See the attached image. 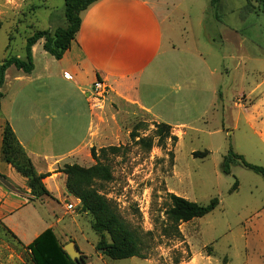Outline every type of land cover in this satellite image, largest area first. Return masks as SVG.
Segmentation results:
<instances>
[{
  "label": "rangeland",
  "instance_id": "rangeland-1",
  "mask_svg": "<svg viewBox=\"0 0 264 264\" xmlns=\"http://www.w3.org/2000/svg\"><path fill=\"white\" fill-rule=\"evenodd\" d=\"M170 1L191 12V19L188 16L178 19V27L187 28L188 39H194L189 31L192 28L197 47L206 56L207 63L218 68V75L210 85H222L221 75L225 74L226 96L223 104L218 102V107L211 108L205 119L181 128L184 134L180 140H166L164 146L158 145L154 134L156 123L150 118L133 111L116 113L119 108L110 109L104 101H96L100 123L104 130L113 134L94 150L97 159L109 167L112 180L96 181L94 186L142 237L146 258L114 260L103 255V251L96 248L100 234L92 229L93 216L83 212L78 204L68 210L62 202H47L40 205V213L53 221L62 220L59 226L67 236L58 234L62 238L59 240L63 245L74 242L81 259L85 256L84 264H193L190 263L192 258L196 259V264H264V177L245 168L239 160L230 163L228 175L221 168L230 150L243 156L248 163L264 168V95L256 101L247 102L245 96L242 98L243 93L247 95L253 91L255 97L264 91V87L255 89L264 80L262 61H255L259 56L264 59L263 7L256 2L249 4L247 0H220L212 7L211 0ZM204 6L208 10L206 13H202ZM64 7L65 0H0V60L24 57L26 39L36 30L53 31L63 26ZM200 20L202 26L198 25ZM224 25L246 38L242 48L223 44L218 30ZM191 69L196 84L205 83L202 70L194 64ZM13 70L16 68L12 67L9 73ZM30 88L28 85L23 89L25 92L22 100L17 101L16 115L30 113L45 117L46 90L38 96L42 100L39 103L43 104L42 110L31 105L25 97ZM57 88L61 89L56 83L55 94H50L56 102L61 94ZM77 94L72 92V97ZM237 99H242L241 108L235 107ZM86 112L89 115L88 107ZM68 118H76L73 110ZM81 122L75 132L64 131L72 134V138L56 142L57 151L67 152L78 143L75 138L85 135L88 117ZM131 133L139 137L135 140ZM139 138H152L153 148L149 150L138 144ZM91 150L67 158L60 170L66 165L76 164L83 168L95 165L97 161ZM204 151L209 152L206 157L193 155ZM236 182L238 188L233 190ZM170 193L201 205L217 198L219 205L208 215L181 224L183 239H178L164 233L169 226L166 211L170 206ZM68 202L75 204L73 198ZM106 237L110 241L109 236ZM0 264H33L29 251L1 221Z\"/></svg>",
  "mask_w": 264,
  "mask_h": 264
},
{
  "label": "crops",
  "instance_id": "crops-1",
  "mask_svg": "<svg viewBox=\"0 0 264 264\" xmlns=\"http://www.w3.org/2000/svg\"><path fill=\"white\" fill-rule=\"evenodd\" d=\"M207 11L204 6L202 13ZM186 16L191 19V12L182 10L180 5L170 0H98L82 12L80 30L61 59L49 55L43 48L44 40H41L32 48L34 70L31 74L17 69L10 74L12 67L8 69L0 109V221L24 246L49 228L58 238V234L67 236L59 226L62 220L57 218L53 221L51 217L42 215L40 205L62 202L67 209L70 198L75 201L74 206L80 205V200L67 192V176L60 168L66 164L67 158L97 145L102 146L113 134L104 130L100 123L99 110L93 98L96 89L106 91L101 101L110 109L119 108L116 113L133 111L155 123H165L172 127L179 140L184 134L181 128L205 119L211 108L218 107V102L223 104L225 74L221 75L222 85H210L218 75V68L207 63L206 56L197 47L192 28L189 31L194 39H188L187 28L181 30L178 27V19ZM202 24L200 20L198 25ZM218 31L223 44L242 48L246 41L232 27L224 25ZM193 58L198 59L193 61ZM222 58L225 60V56ZM255 61H262L264 67L262 57ZM193 64L202 70L206 86H198L192 78ZM56 83L61 87L56 89L61 92L57 102L50 95L55 94ZM34 84L37 86L33 87ZM28 85L31 90L25 97L38 109L43 108V104H39L42 103L39 92L46 90L45 117L30 113L27 116L16 115L17 101L22 100V93ZM263 87L264 80L255 89ZM72 92H77V96L72 97ZM253 95V91L247 95L243 93L242 98L245 96L247 102L250 99L256 101L264 91L255 97ZM242 106V99H237L235 107ZM71 110L74 111V119L68 118ZM86 117L85 135L75 138L78 143L67 152L57 151L56 142L72 138V134L64 131L75 132ZM7 123L37 173L47 175L43 183L51 197L35 198L28 187V180L2 160L3 133ZM53 216L56 217L55 213ZM190 263L196 264L197 261L192 258Z\"/></svg>",
  "mask_w": 264,
  "mask_h": 264
},
{
  "label": "trees",
  "instance_id": "trees-1",
  "mask_svg": "<svg viewBox=\"0 0 264 264\" xmlns=\"http://www.w3.org/2000/svg\"><path fill=\"white\" fill-rule=\"evenodd\" d=\"M96 1L98 0H65V23L63 26L53 31L36 30L26 39L24 57H8L7 59L0 60V109L1 101L4 97L3 90L8 69L15 67L24 74H31L34 70L32 48L41 40H44L43 48L49 55L55 59H61L70 49L72 42L80 30L82 12ZM247 1L249 4L252 2L261 4L264 12V0ZM219 2L220 0H212V5L215 6ZM11 39L12 37H10ZM154 134L158 138L159 146H164L166 140L178 141V137L172 133V127L165 123H156ZM131 137L136 140L139 136L131 133ZM137 143L147 147L149 150L154 146L152 138H139ZM91 153L92 157L97 161L95 165L83 168L73 164L66 165L60 170L67 176V192L80 200V207L83 212H87L93 216L92 229L100 234V240L96 246L97 250L103 251V255H107L114 260L133 257L145 259L142 237L117 214L109 200L95 188L96 181L109 182L112 180V174L109 167L97 159L94 148H92ZM208 154V151H204L195 152L193 155L195 157H206ZM2 160L12 165L28 180V187L35 198L43 196L51 197L50 192L43 183L47 175L37 173L32 160L18 142L9 123L6 124L3 133ZM233 160H239L245 168L253 170L264 177L263 167L248 163L243 156L234 153L232 150L229 151L221 166L225 174L231 173L230 163ZM237 188L238 183L236 182L233 190ZM169 198L170 206L166 211L169 226L164 229V233L167 236H175L178 239H183V234L179 228L181 224L188 223L196 218H202L214 211L219 205L217 198L212 199L207 205L191 202L172 193L169 194ZM6 230L13 237L17 238L7 228ZM106 235L109 236L110 241L107 240ZM64 246L53 229L49 228L24 247L29 251L33 264H84L85 256H82L81 260L75 262L64 250ZM176 264L181 263L177 262Z\"/></svg>",
  "mask_w": 264,
  "mask_h": 264
},
{
  "label": "water",
  "instance_id": "water-1",
  "mask_svg": "<svg viewBox=\"0 0 264 264\" xmlns=\"http://www.w3.org/2000/svg\"><path fill=\"white\" fill-rule=\"evenodd\" d=\"M64 250L68 253L73 261L81 260V252L74 242H69L64 246Z\"/></svg>",
  "mask_w": 264,
  "mask_h": 264
},
{
  "label": "built area",
  "instance_id": "built-area-1",
  "mask_svg": "<svg viewBox=\"0 0 264 264\" xmlns=\"http://www.w3.org/2000/svg\"><path fill=\"white\" fill-rule=\"evenodd\" d=\"M106 93L105 90H101L99 91L98 89L95 90V93L93 94V98L96 100V101H101L102 99V95H104ZM96 107H97V102H96ZM67 209L68 210H73L74 209V205L73 204H67L66 205Z\"/></svg>",
  "mask_w": 264,
  "mask_h": 264
}]
</instances>
